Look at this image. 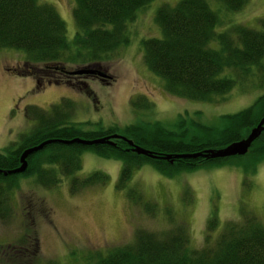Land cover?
I'll use <instances>...</instances> for the list:
<instances>
[{"label": "trees", "instance_id": "obj_1", "mask_svg": "<svg viewBox=\"0 0 264 264\" xmlns=\"http://www.w3.org/2000/svg\"><path fill=\"white\" fill-rule=\"evenodd\" d=\"M152 0H73V24L76 26L71 41L64 35L65 27L54 7L37 0H0V48L20 50L26 61L33 66L42 64L50 70L46 77L61 81L65 86L86 92L85 82L77 81L83 75L70 74L69 64L95 65L106 60L111 52L126 45V23L135 18L139 8L146 7ZM207 0H178L169 6L161 4L154 13V22L160 36L141 40L142 62L147 72L153 73L163 82V90L169 95L192 100L213 101L233 87L236 77L243 78L253 68L263 70L264 61V17L257 19V29L232 24L220 33L214 31L218 24L216 13L207 7ZM227 12L240 11L247 0H216ZM215 42L214 47H208ZM224 70L232 75L221 76ZM40 71L43 73L42 69ZM33 73L31 68L26 73ZM33 73V78L38 77ZM77 81V82H76ZM76 82V83H75ZM86 86V87H85ZM144 100H130L129 104L148 109ZM47 111L26 106L24 115L34 125L28 134H21L16 142L0 150V169L8 171L19 166L18 158L23 148L49 139L57 141L73 137L94 139L119 134L135 145L152 153H184L225 147L228 143L245 137L249 128L264 116V94L257 96L253 105L237 113L220 116V126L202 125L199 122L181 119L169 128L157 121L116 126L99 130H82L71 122L73 102L65 99L49 105ZM106 143L84 146L52 142L30 154L24 160L26 168L21 174L0 173V220L7 211L6 201L20 175L34 176L41 187L50 189L60 183L61 177L68 180L70 194L94 184L103 185L107 178L100 171L79 178V156L83 150L93 152L99 158L118 159L121 162L114 188L125 193V198L135 203L133 188L126 187L133 171L147 163L163 176H174L179 171L196 170L197 167H214L227 163L249 161L247 171L264 160V128L256 140L253 139L245 156H230L226 159L201 157L174 159L169 162L151 159L131 152L125 141L111 139ZM142 204L144 211L151 207ZM240 221L224 222L219 233L211 236L216 220L209 217L203 244L199 249L187 247L189 236L183 223L171 222V228L162 232L137 230L127 245L107 248L103 253L89 257L87 264H264V227L252 213L240 210ZM152 214V213H151ZM24 239V238H23ZM29 249L25 239L4 250L16 251L0 255V264H35L37 244ZM23 244H27L26 247ZM3 251V250H2ZM7 257V258H4ZM18 259V262L17 260ZM10 262H6V261ZM41 264V263H36ZM42 264H53L44 261Z\"/></svg>", "mask_w": 264, "mask_h": 264}, {"label": "rangeland", "instance_id": "obj_2", "mask_svg": "<svg viewBox=\"0 0 264 264\" xmlns=\"http://www.w3.org/2000/svg\"><path fill=\"white\" fill-rule=\"evenodd\" d=\"M72 1L37 0L39 5L46 3L54 7L63 21L68 41L76 31L70 13ZM177 1L152 0L146 7L139 8L135 18L126 23L124 32L128 43L98 62L97 67L69 64V71L90 67L106 75L103 78L107 80H98L96 75L78 77L77 81L85 82L88 92L49 80L46 75L50 76V70L42 64L33 66L20 50L0 48V150L9 147L11 142L17 143L18 136L28 134L34 125L32 119L25 118L26 106L47 111L49 105L62 99L73 102L71 122L88 131L111 126L121 129L131 124L141 126V122L153 121L172 128L179 117L185 119V125L191 120L214 127L220 126V116L233 115L253 105L256 97L264 94V68L262 72L253 68L243 78L236 77L233 87L223 98L213 97L212 102L169 95L163 90V82L147 72L142 62L141 40L160 36L153 20L156 8L161 4L172 6ZM206 3L218 18L214 26L218 33L232 24L257 29V19L264 17V0H247L240 11L233 12H227L216 0ZM215 45L210 42L208 47ZM31 68L38 77L26 73ZM227 74L232 75L224 70L221 76ZM136 98L144 100L142 104L147 102L148 109L129 104ZM79 159L81 167L75 176L81 178L100 171L106 175V182L70 194L66 177H61L60 183L50 189L40 187L33 175L16 178L9 200L5 202L6 216L0 220V255L13 254L16 246L13 250L4 249L25 239L29 247L23 245L31 250L36 241L38 263L87 264V259L95 257L97 252L130 243L137 230L168 231L173 221L186 226L187 247L199 249L209 217L216 220L215 228L209 233L215 236L224 222L240 221L242 209L252 213L264 227V160L251 171H247L251 164L244 157L241 163L206 165L176 172L174 176H163L143 163L125 185L133 188L135 196L132 198L136 199L133 203L125 198V191L113 186L120 160L99 158L89 150H83ZM145 203L151 207L152 214L141 207Z\"/></svg>", "mask_w": 264, "mask_h": 264}, {"label": "water", "instance_id": "obj_3", "mask_svg": "<svg viewBox=\"0 0 264 264\" xmlns=\"http://www.w3.org/2000/svg\"><path fill=\"white\" fill-rule=\"evenodd\" d=\"M71 74L77 75V74H84V75H96V77H100L103 78L104 76H106L105 74L101 73L100 70H95V68H90L88 67L87 69L85 68H80V69H76V71H71ZM264 128V116H260L256 125L252 126L249 128V131L247 132L245 137L239 138L237 139L235 142L232 141L230 143H228L225 147H217L215 149L213 148H208L205 150H200V151H195V153L192 152H184V153H164L162 154H157V153H152L150 150L145 149L144 147L141 148V146L139 145H135L133 144V142L130 141V139L124 137V136H119V134H111L110 136H103L101 138H94V139H84V138H77V137H73L71 139H64V140H56V139H49V141L44 140L40 143H38V145H33L30 146L28 148H23L20 152L19 158H18V162H19V166L13 169H9L8 171L6 170H1L0 169V173L3 175H9V174H19L20 172H22L25 168H26V161L24 160L25 158H27L30 154L34 153V152H38L40 148L44 147L45 145H49V143L52 142H57V143H63V144H67L70 145V143H78V145L82 144L84 146H91L94 144H101V143H106V144H113V142L111 141V139H119V140H123L125 141V144L128 146V148L130 149L131 152H134L135 154H138L140 156H147L150 157L151 159L154 158H159L164 160H167L169 162L174 161V159H185V158H197V157H201L203 158V160L206 159H221L224 158L226 159V157H230V156H242V155H246L248 152V148L250 147V144L252 143L253 139L256 140V137H258L260 135V133L263 131Z\"/></svg>", "mask_w": 264, "mask_h": 264}, {"label": "flooded vegetation", "instance_id": "obj_4", "mask_svg": "<svg viewBox=\"0 0 264 264\" xmlns=\"http://www.w3.org/2000/svg\"><path fill=\"white\" fill-rule=\"evenodd\" d=\"M93 76H94V75H93ZM94 77H95V76H94ZM103 79H106V78H99V77H98V80H103ZM107 79H108V78H107ZM107 79H106V80H107ZM36 80H37V82L39 81L38 79H36Z\"/></svg>", "mask_w": 264, "mask_h": 264}]
</instances>
